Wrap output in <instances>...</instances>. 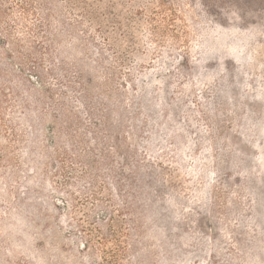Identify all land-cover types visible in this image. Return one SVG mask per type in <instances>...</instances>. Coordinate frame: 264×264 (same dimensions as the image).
Returning a JSON list of instances; mask_svg holds the SVG:
<instances>
[{
  "label": "rangeland",
  "instance_id": "1",
  "mask_svg": "<svg viewBox=\"0 0 264 264\" xmlns=\"http://www.w3.org/2000/svg\"><path fill=\"white\" fill-rule=\"evenodd\" d=\"M0 264H264V0H0Z\"/></svg>",
  "mask_w": 264,
  "mask_h": 264
}]
</instances>
